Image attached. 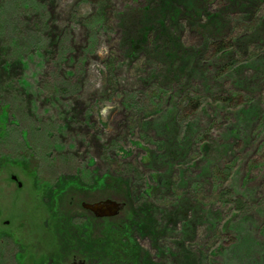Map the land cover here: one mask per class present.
Returning a JSON list of instances; mask_svg holds the SVG:
<instances>
[{
	"label": "rangeland",
	"instance_id": "rangeland-1",
	"mask_svg": "<svg viewBox=\"0 0 264 264\" xmlns=\"http://www.w3.org/2000/svg\"><path fill=\"white\" fill-rule=\"evenodd\" d=\"M142 1L0 0V264H128L139 204L147 264H264V0H192L174 64Z\"/></svg>",
	"mask_w": 264,
	"mask_h": 264
},
{
	"label": "trees",
	"instance_id": "trees-1",
	"mask_svg": "<svg viewBox=\"0 0 264 264\" xmlns=\"http://www.w3.org/2000/svg\"><path fill=\"white\" fill-rule=\"evenodd\" d=\"M231 3H236L238 0H227ZM240 1V0H239ZM139 11L142 13V40L147 38V35L152 34V45L153 49L161 50L162 55L168 57V60L171 61V64H174L178 60L177 52L180 49L174 44V40L170 39L167 34V22L173 20L176 22L177 19H181L180 14L189 15L195 12L194 3L192 0H143L140 4ZM205 23L203 28L207 32L209 41L213 44L215 42L214 38L217 33L221 30L220 22H216V14L204 13ZM202 15V16H203ZM202 18V17H201ZM171 19V20H170ZM199 19V18H198ZM164 41V44L161 46L160 43ZM214 41V42H213ZM172 45L173 47H170ZM175 45V46H174ZM171 49L170 51L167 50ZM225 48L220 44L217 46V52H224ZM168 53H167V52ZM198 51H196L197 53ZM167 54V55H166ZM8 65L3 67L7 68ZM10 68V67H9ZM8 69V68H7ZM5 70V69H4ZM6 71V70H5ZM9 71V69H8ZM144 205V206H143ZM139 204L133 209L125 219V228L127 230V239L124 241V236L121 239L117 240L113 249H110L115 259L128 264H147L148 255L141 248L140 244L133 240L135 234H140L141 236L145 235H154L152 223L148 218L146 220V212L144 210L145 204ZM130 233V236L128 235ZM124 258V259H123ZM126 260V261H125Z\"/></svg>",
	"mask_w": 264,
	"mask_h": 264
},
{
	"label": "water",
	"instance_id": "water-1",
	"mask_svg": "<svg viewBox=\"0 0 264 264\" xmlns=\"http://www.w3.org/2000/svg\"><path fill=\"white\" fill-rule=\"evenodd\" d=\"M13 180H16L14 175L11 176ZM17 186L20 187L21 183L17 181ZM123 206V203L115 201L113 199H103L96 202H82L81 207L94 213L96 217H112L115 216ZM73 264H83L80 262H75Z\"/></svg>",
	"mask_w": 264,
	"mask_h": 264
},
{
	"label": "flooded vegetation",
	"instance_id": "flooded-vegetation-1",
	"mask_svg": "<svg viewBox=\"0 0 264 264\" xmlns=\"http://www.w3.org/2000/svg\"><path fill=\"white\" fill-rule=\"evenodd\" d=\"M103 200V199H102ZM97 201H99V200H97ZM96 202V201H95ZM91 212V211H90ZM91 214H93V216H95L94 215V213L93 212H91ZM96 217V216H95ZM97 218H99V217H97ZM101 218H109V217H101ZM0 237H2V235H0ZM82 244V241H81V238H80V241H79V245H81ZM81 253V252H80ZM76 258H74L73 259V261L70 263V264H73V263H75V262H82L83 264H85V262L83 261V257L82 256H75ZM49 264H60V262L58 261V260H56V259H54V258H51V260H50V262H48Z\"/></svg>",
	"mask_w": 264,
	"mask_h": 264
}]
</instances>
